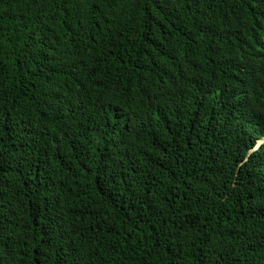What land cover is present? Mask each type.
I'll list each match as a JSON object with an SVG mask.
<instances>
[{
  "label": "trees",
  "instance_id": "trees-1",
  "mask_svg": "<svg viewBox=\"0 0 264 264\" xmlns=\"http://www.w3.org/2000/svg\"><path fill=\"white\" fill-rule=\"evenodd\" d=\"M262 133L264 0H0V264H264Z\"/></svg>",
  "mask_w": 264,
  "mask_h": 264
},
{
  "label": "rangeland",
  "instance_id": "rangeland-1",
  "mask_svg": "<svg viewBox=\"0 0 264 264\" xmlns=\"http://www.w3.org/2000/svg\"><path fill=\"white\" fill-rule=\"evenodd\" d=\"M263 143H264V133H262V137L257 141V146L259 147Z\"/></svg>",
  "mask_w": 264,
  "mask_h": 264
},
{
  "label": "clouds",
  "instance_id": "clouds-1",
  "mask_svg": "<svg viewBox=\"0 0 264 264\" xmlns=\"http://www.w3.org/2000/svg\"><path fill=\"white\" fill-rule=\"evenodd\" d=\"M258 147V146H257Z\"/></svg>",
  "mask_w": 264,
  "mask_h": 264
}]
</instances>
